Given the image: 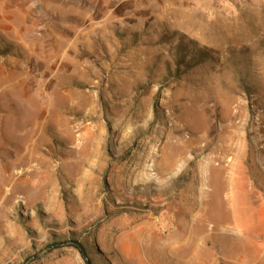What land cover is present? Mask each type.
I'll list each match as a JSON object with an SVG mask.
<instances>
[{
    "label": "rangeland",
    "instance_id": "obj_1",
    "mask_svg": "<svg viewBox=\"0 0 264 264\" xmlns=\"http://www.w3.org/2000/svg\"><path fill=\"white\" fill-rule=\"evenodd\" d=\"M72 238L264 264V0H0V264H87Z\"/></svg>",
    "mask_w": 264,
    "mask_h": 264
},
{
    "label": "bare ground",
    "instance_id": "obj_2",
    "mask_svg": "<svg viewBox=\"0 0 264 264\" xmlns=\"http://www.w3.org/2000/svg\"><path fill=\"white\" fill-rule=\"evenodd\" d=\"M13 112L15 113L16 111L13 109ZM10 113V112H9ZM11 116V115H10ZM24 122V121H23ZM30 123V122H29ZM7 129H8V132H9V134L12 136V137H16L17 136V134H18V132H19V130L21 129H26L27 131H29L28 130V128H26L27 127V124H24V125H22V124H20V123H18V120H17V118H16V116L14 117V116H11V119L9 120V122H7V124H6V126H5ZM28 133V132H27ZM256 200V199H255ZM187 201V200H186ZM190 202V201H189ZM189 204V203H188ZM185 207V206H184ZM190 207H192V206H190ZM182 209V208H181ZM192 209V208H191ZM184 212L186 211V209L185 210H183ZM193 211V210H192ZM191 211V212H192ZM183 212V213H184ZM190 214V213H189ZM186 215V214H185ZM235 215V214H234ZM233 215V216H234ZM187 216V215H186ZM190 216V215H189ZM187 218V217H186ZM223 218V217H222ZM234 219V218H233ZM223 220V219H222ZM226 220H228V219H226ZM231 220V219H230ZM208 221V220H207ZM226 222V221H225ZM236 222V221H235ZM204 223V222H203ZM236 224V223H235ZM203 225H205V223L203 224ZM234 225V224H233ZM180 226V225H179ZM239 226V225H238ZM204 227V226H203ZM215 227H216V225H215ZM234 227H236V226H234ZM233 228V227H232ZM205 229V228H204ZM230 229H231V227H230ZM192 230V229H191ZM199 230V229H198ZM193 232V231H192ZM190 233V232H189ZM193 233H195V232H193ZM197 233V232H196ZM199 233V232H198ZM203 236H205V235H203ZM192 238V237H191ZM189 247H191V246H189ZM195 247H193V249H194ZM200 248V247H199ZM190 249V248H189ZM197 249V248H196ZM205 249V248H204ZM201 250H203L202 248H201ZM181 251V250H180ZM187 251V250H186ZM185 251V252H186ZM192 251H194V250H192ZM196 251V250H195ZM183 252V251H182ZM188 252V251H187ZM197 252V251H196ZM184 253V252H183ZM191 253V252H190ZM193 253V252H192ZM196 254V253H195ZM194 254V255H195ZM199 254V253H198ZM205 253H203V255H204ZM194 257V256H193ZM198 257V256H197ZM202 257V256H201ZM207 257V256H206ZM200 258V257H199ZM205 258V257H204ZM202 259V258H201ZM208 261V260H207Z\"/></svg>",
    "mask_w": 264,
    "mask_h": 264
},
{
    "label": "trees",
    "instance_id": "obj_3",
    "mask_svg": "<svg viewBox=\"0 0 264 264\" xmlns=\"http://www.w3.org/2000/svg\"><path fill=\"white\" fill-rule=\"evenodd\" d=\"M68 244L71 245V246H74L76 248H78L80 250V252L82 253L83 257L85 258L87 264H93L91 258L89 257L87 251H86V248L85 246L82 244L81 241L75 239V238H72V239H69L68 240ZM58 245L57 243H52L51 246H56Z\"/></svg>",
    "mask_w": 264,
    "mask_h": 264
}]
</instances>
